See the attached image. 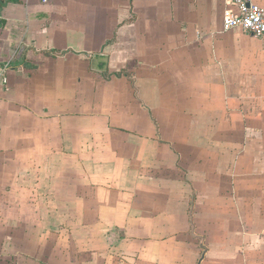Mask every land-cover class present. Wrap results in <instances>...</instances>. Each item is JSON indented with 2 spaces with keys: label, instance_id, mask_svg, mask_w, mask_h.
Returning a JSON list of instances; mask_svg holds the SVG:
<instances>
[{
  "label": "crops",
  "instance_id": "crops-1",
  "mask_svg": "<svg viewBox=\"0 0 264 264\" xmlns=\"http://www.w3.org/2000/svg\"><path fill=\"white\" fill-rule=\"evenodd\" d=\"M228 8L0 0V264H264V37Z\"/></svg>",
  "mask_w": 264,
  "mask_h": 264
},
{
  "label": "built area",
  "instance_id": "built-area-1",
  "mask_svg": "<svg viewBox=\"0 0 264 264\" xmlns=\"http://www.w3.org/2000/svg\"><path fill=\"white\" fill-rule=\"evenodd\" d=\"M55 0H41L43 4ZM228 7L223 14V30H242L255 38L264 37V3L258 4L254 0H225ZM235 8L236 11L232 10ZM10 64L0 61V89L8 83Z\"/></svg>",
  "mask_w": 264,
  "mask_h": 264
},
{
  "label": "rangeland",
  "instance_id": "rangeland-1",
  "mask_svg": "<svg viewBox=\"0 0 264 264\" xmlns=\"http://www.w3.org/2000/svg\"><path fill=\"white\" fill-rule=\"evenodd\" d=\"M32 212V211H31ZM31 212H26L25 213V215L26 216H32L30 213ZM35 214L37 215V216H39V219L41 220L40 221V223H37V221L36 222H33V220L34 219H31V218H36V217H30V220H31V223L30 224H28L29 222H27V223H18L16 220H15V218H13V216H8L7 218H6V220H5V223H4V228H5V232H6V235H9L8 236V238H10L11 239V245H10V248H11V246L14 244V243H16L15 244V246H14V249L11 251V252H13L15 249H17V248H19L18 247V243H19V241L21 240L22 242H23V239H19V236L21 235V232H28V231H32V234L34 233V227L36 226V227H40V229H38L37 231H38V233L39 232H42L41 230L42 229H44L45 228V224L43 223V218H42V215H43V211H40L39 212V210H37L36 212H35ZM13 215V214H12ZM42 228V229H41ZM3 230V229H2ZM90 238V236H86V235H83V233H82V229H79L78 227L75 229V232H74V236H73V239H72V241H73V245L74 246H77V245H81L80 246V248H84V247H82V245L84 246V245H87V244H91L90 242H91V239H89ZM3 238H2V233L0 234V244L1 243H3V242H5L4 240H2ZM13 239H16V240H13ZM26 241H27V243L25 244H22V249L24 250H26L27 251V253H29L30 255H33V253H34V251H33V249H32V247H33V244L32 243H30L31 241H32V239L31 240H29V239H26ZM25 241V242H26ZM80 241V243H78ZM14 242V243H13ZM20 244V243H19ZM30 244V245H29ZM2 258H3V256L2 255H0ZM51 256V255H50ZM0 257V260H2V258ZM6 257V256H5ZM4 257V258H5ZM28 257V256H27ZM41 257H42V259H43V261H44V255H41ZM52 258H53V260H54V262L56 263V264H59L60 262H61V260H62V256L61 255H59V254H55V255H53V256H51ZM74 258V257H73ZM12 259H13V257H12ZM43 261H42V263H43ZM5 262H6V264H12V260H10V259H5ZM41 263V264H42ZM29 264V263H28ZM44 264V263H43Z\"/></svg>",
  "mask_w": 264,
  "mask_h": 264
}]
</instances>
